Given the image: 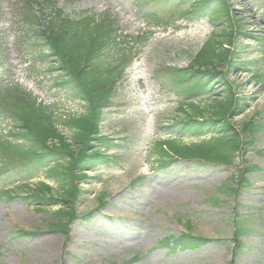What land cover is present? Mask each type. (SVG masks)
Returning a JSON list of instances; mask_svg holds the SVG:
<instances>
[{
  "label": "rangeland",
  "instance_id": "obj_1",
  "mask_svg": "<svg viewBox=\"0 0 264 264\" xmlns=\"http://www.w3.org/2000/svg\"><path fill=\"white\" fill-rule=\"evenodd\" d=\"M16 1L0 0V85L16 83L49 106L57 120L79 117L83 105L71 98L69 85L55 86L62 74L51 69L49 59L40 58L37 41L29 39L32 33L18 19ZM52 1L71 20L110 14L120 43L126 41V51L135 55L114 85L110 107L103 111L99 136L108 139L107 148L100 151L102 163L80 185L74 211L78 219L66 238L48 230L56 222L58 206L39 210L18 197L22 184L34 188L46 179L40 173L23 181L17 167L24 161L17 151L0 155V191L12 189L17 197L0 196V264H264V0H223L235 21L234 56L228 65L220 62L214 68L233 87L236 105L242 109L230 117V126L243 142L253 141L243 143L232 166L192 160L160 165L153 154L157 141L170 139L166 128L184 117L178 108L192 102L207 109L225 96L218 75L208 83L207 95L193 99L183 97L187 86L182 81H174L173 70H186L206 40L213 36L224 40L221 32L230 31V23L223 19L209 21L214 1L206 5L205 17L193 22V16L187 21L179 16L192 8L194 0ZM43 5L34 9L47 18L51 9ZM151 14L160 24L176 28L163 30L146 22ZM141 36L146 37L143 46L138 43ZM138 111L151 113L142 117ZM245 126L253 129L250 135L244 133ZM10 127L0 116V135ZM57 127L70 142L71 132ZM178 140L189 145L210 137ZM248 165L259 171L246 173L240 184L237 170ZM226 182L237 190L234 196L217 192ZM48 183L57 195L56 184ZM236 219L246 221L250 232L242 236L243 252L233 258L231 224ZM20 230L31 235L19 237ZM188 232L214 242L194 251L157 248L165 237Z\"/></svg>",
  "mask_w": 264,
  "mask_h": 264
},
{
  "label": "trees",
  "instance_id": "obj_2",
  "mask_svg": "<svg viewBox=\"0 0 264 264\" xmlns=\"http://www.w3.org/2000/svg\"><path fill=\"white\" fill-rule=\"evenodd\" d=\"M141 1L146 4L150 0ZM194 1L191 9L181 12L179 17L182 20H191L192 16V22L204 18L206 5L214 1L209 21L223 19L229 22L231 27L230 31L221 32L224 40L216 41L214 36L206 40L186 70H173L174 81H182V84L187 86L185 96L198 98L208 94V83L218 75V80L224 81L225 96L220 101L214 100L207 109H199L192 102L187 103L186 107L194 111L193 116L185 109L178 108L184 118L166 128L165 133L170 139L155 143L153 154L158 157L159 164L192 160L200 164L232 166L241 152L243 143L253 144L250 139L243 142L241 134L230 126V117L242 109L236 105L233 87L224 80L223 74L214 68L215 64L220 62L228 65L234 56L232 42L235 21L229 17L223 0ZM16 3L18 19H21L32 33L33 37L29 39L37 41L36 44L41 49L40 58L49 59L51 64H54L51 69L62 74V79L56 81L55 86L69 85L68 92L74 101L83 105V113L79 117L71 116L57 120L49 106L38 102L37 97L16 83L0 85V116L11 124V130L5 135H0V155L6 154L7 150L15 151L14 153L17 151L19 158L24 161L17 167V172L22 178L25 176L23 181H29L30 176L36 178L40 173L46 179L39 181L34 188L22 184L19 190L23 194L18 197L26 206L39 210L58 206L59 209L55 213L56 222L50 224L48 230L60 232L66 238L69 227L78 219L74 211L81 197L80 185L86 173L92 171L104 158L100 151L106 148V139H101L98 135L103 111L110 104L117 79L123 75L135 54L126 51V41L120 43L121 35L118 34L114 27L115 21L108 13L98 17L86 16L71 20L55 8L52 0H17ZM43 4L51 9L47 18L42 15L43 12L39 15L34 9L42 7ZM151 21L155 27L163 30L176 28L171 23L160 24L155 14L149 15L146 22ZM145 41L146 37L141 36L139 46H143ZM261 45L263 46V42ZM207 65L211 68L203 69ZM58 124L71 132L70 142L60 134ZM252 132L251 126H245L244 133L250 135ZM202 137H210V140L189 145L181 144L178 140ZM52 139L56 143L47 146ZM96 143H102V146H96ZM256 171H259L256 165L238 169V183H245V174ZM47 181L56 184L57 195L52 194ZM223 184L217 192L234 196L237 190L231 188L227 182ZM13 193L7 189L0 191V196L14 200L17 197ZM231 227L233 231L230 243L234 258L243 252L241 238L250 232V227L246 226V221L238 219L232 221ZM28 235L31 234L24 230L17 233L19 237ZM213 242L205 237L183 233L165 237L157 248L172 253L194 251Z\"/></svg>",
  "mask_w": 264,
  "mask_h": 264
},
{
  "label": "bare ground",
  "instance_id": "obj_3",
  "mask_svg": "<svg viewBox=\"0 0 264 264\" xmlns=\"http://www.w3.org/2000/svg\"><path fill=\"white\" fill-rule=\"evenodd\" d=\"M145 103H146V101H145ZM145 103H144V104H145ZM138 112H139V115L142 116V117H145L146 115H149V114L151 113L150 111H147V114L145 113V114H146V115H145L144 113H142V112H140V111H138Z\"/></svg>",
  "mask_w": 264,
  "mask_h": 264
}]
</instances>
